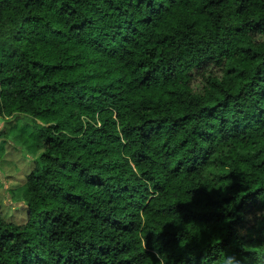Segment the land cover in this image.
I'll use <instances>...</instances> for the list:
<instances>
[{
  "label": "trees",
  "instance_id": "trees-1",
  "mask_svg": "<svg viewBox=\"0 0 264 264\" xmlns=\"http://www.w3.org/2000/svg\"><path fill=\"white\" fill-rule=\"evenodd\" d=\"M0 118V264H264V0H0Z\"/></svg>",
  "mask_w": 264,
  "mask_h": 264
},
{
  "label": "rangeland",
  "instance_id": "rangeland-1",
  "mask_svg": "<svg viewBox=\"0 0 264 264\" xmlns=\"http://www.w3.org/2000/svg\"><path fill=\"white\" fill-rule=\"evenodd\" d=\"M4 123V120L0 118V130L5 126ZM18 129L21 132L31 133L34 130L32 118L24 116L22 121L19 123ZM1 142L2 140L0 138V143ZM6 144L8 152L6 154V160H4L5 162L12 161V163L9 164L6 162L7 164L4 165V168H0V198L3 201L2 203L4 204L7 213H11L15 209L16 214L24 208L20 200L22 199L26 188H20L14 198L11 196L9 188L15 186V184L17 185L23 182V178L25 177L24 174L27 172L29 167L33 165V157L31 154L27 157L25 156V146L14 149V144L11 140H7ZM29 157H31V159H29Z\"/></svg>",
  "mask_w": 264,
  "mask_h": 264
},
{
  "label": "clouds",
  "instance_id": "clouds-1",
  "mask_svg": "<svg viewBox=\"0 0 264 264\" xmlns=\"http://www.w3.org/2000/svg\"><path fill=\"white\" fill-rule=\"evenodd\" d=\"M31 159V157H29ZM225 264H239V261L235 257H228Z\"/></svg>",
  "mask_w": 264,
  "mask_h": 264
}]
</instances>
